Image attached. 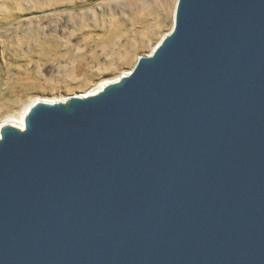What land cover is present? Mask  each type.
<instances>
[{"label":"water","instance_id":"water-1","mask_svg":"<svg viewBox=\"0 0 264 264\" xmlns=\"http://www.w3.org/2000/svg\"><path fill=\"white\" fill-rule=\"evenodd\" d=\"M0 264H264V0H177L128 73L3 123Z\"/></svg>","mask_w":264,"mask_h":264},{"label":"rangeland","instance_id":"rangeland-1","mask_svg":"<svg viewBox=\"0 0 264 264\" xmlns=\"http://www.w3.org/2000/svg\"><path fill=\"white\" fill-rule=\"evenodd\" d=\"M176 3L0 0V126L128 73L172 29Z\"/></svg>","mask_w":264,"mask_h":264},{"label":"bare ground","instance_id":"bare-ground-1","mask_svg":"<svg viewBox=\"0 0 264 264\" xmlns=\"http://www.w3.org/2000/svg\"><path fill=\"white\" fill-rule=\"evenodd\" d=\"M105 84H106V82L102 83L97 91L101 90ZM26 109L27 108H25L24 111L21 113V115H19L18 117L14 118V119H5L3 122H9V123H12L13 125H16L18 127H22V125H23V115H24Z\"/></svg>","mask_w":264,"mask_h":264}]
</instances>
